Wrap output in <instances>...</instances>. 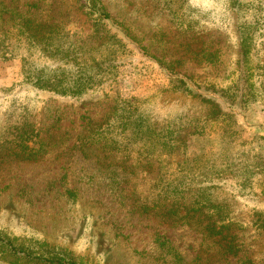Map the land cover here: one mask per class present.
I'll list each match as a JSON object with an SVG mask.
<instances>
[{
	"label": "rangeland",
	"instance_id": "1",
	"mask_svg": "<svg viewBox=\"0 0 264 264\" xmlns=\"http://www.w3.org/2000/svg\"><path fill=\"white\" fill-rule=\"evenodd\" d=\"M100 2L120 47L94 39L81 0H0V143L24 123L55 137L31 158L0 147V236L82 264H264V0ZM194 40L219 59L190 55ZM60 63L91 74L88 90L37 88ZM153 133L175 134L174 149L153 150ZM164 199L189 212L163 215ZM0 264L50 263L0 244Z\"/></svg>",
	"mask_w": 264,
	"mask_h": 264
},
{
	"label": "trees",
	"instance_id": "2",
	"mask_svg": "<svg viewBox=\"0 0 264 264\" xmlns=\"http://www.w3.org/2000/svg\"><path fill=\"white\" fill-rule=\"evenodd\" d=\"M85 4V6L89 9V14L92 16H95L94 22V32L93 36L95 40H101L106 45L102 44L105 47H111L116 46L120 47L123 45V39L125 35H120V33L123 32V28L118 26L114 19L112 18L111 14L107 11L105 6H103L100 2V0H81ZM181 1L182 0H176L178 5L181 7ZM179 7V6H178ZM7 11V10H4ZM25 25L26 28H33L34 23L33 21L29 19H25ZM113 26H117L118 29L113 31ZM250 28L248 24H240L238 26V35L241 41V45L243 47H246L247 45V29ZM192 36H196V33L193 32ZM38 39V38H36ZM193 43V42H191ZM197 45V41L194 40V44H188L187 47L191 49L190 55L193 57L200 58L202 61L207 62H215L219 59L218 50L206 48L204 44L201 47L195 46ZM45 51V49H43ZM244 56H247V49L243 50ZM45 54V52H43ZM50 55L52 58L57 60H73L74 56L77 53L76 47H68L64 48L63 46H56L50 51ZM3 58L6 57L4 54H2ZM93 63L96 65V73L99 74H107V69L109 65H106L101 59H97V57H94L92 59ZM60 67H62V63L60 65L55 66H41L38 69V78L34 81V84L39 88L41 91H55L60 92L63 94H72V95H78L86 90H88V87L92 84L93 76L89 74L88 72L80 71L77 75H71L70 73H66V70H63V74L59 73ZM89 67V66H88ZM45 69L48 71L49 77H45ZM25 72L28 73L31 72L30 69L26 68L25 66ZM51 75V76H50ZM250 85H252L250 83ZM67 91V92H65ZM216 106L220 107V112L224 116H229L228 112H225L221 108V105L216 104ZM231 115V114H230ZM219 123L225 122L226 120L219 119ZM131 121L130 119L125 120V125H130ZM129 130L140 133L142 130L140 126H138L137 130L130 127ZM39 132H36V130L33 129L31 123H24L22 125L16 126L14 129H9V135L5 137L4 141L0 143V147L5 149L6 155H12L15 154L17 156L23 155L25 158H31L36 157L38 155H41L43 153L45 145L47 143H51L55 137L53 136H46L45 138L41 137V140H38ZM176 135L171 134L168 138H165V136L153 133V136L148 137L147 141L150 144L151 148H154L153 150L160 149L162 151L171 152L175 145H176ZM35 141L34 145L31 146L29 142ZM45 142V144H44ZM47 142V143H46ZM90 146V145H89ZM22 148V149H20ZM91 149V148H90ZM232 152H229L223 160L229 159L231 157ZM253 161V157L247 160V164H251ZM225 163V162H224ZM173 192H176V189L173 190ZM166 202V203H164ZM164 202H161L160 205V211L163 215L169 214L170 209L172 208L175 215L178 214L182 217H185L186 214L189 212L188 210L185 211V213H180L178 207H173V202L168 203L166 199H164ZM147 211H149V207L145 206L143 207ZM220 213V210H219ZM226 222V221H225ZM226 224H223V226H228ZM0 244L2 246L7 247L8 250L12 251L13 254H20L23 258H27L30 261H38V262H45L50 264H82L78 260L65 255V254H58V253H45V250L42 248L36 250L32 248L25 247L22 244H17L14 240L10 238H6L3 236H0ZM178 256V255H177ZM179 260L182 261L181 256H178ZM182 264L184 262H181Z\"/></svg>",
	"mask_w": 264,
	"mask_h": 264
}]
</instances>
